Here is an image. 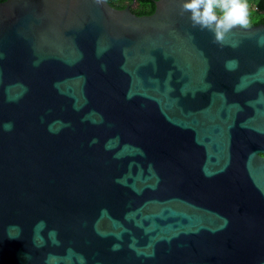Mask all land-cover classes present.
Segmentation results:
<instances>
[{"label":"water","instance_id":"obj_1","mask_svg":"<svg viewBox=\"0 0 264 264\" xmlns=\"http://www.w3.org/2000/svg\"><path fill=\"white\" fill-rule=\"evenodd\" d=\"M183 2H0V264H264V24Z\"/></svg>","mask_w":264,"mask_h":264},{"label":"clouds","instance_id":"obj_2","mask_svg":"<svg viewBox=\"0 0 264 264\" xmlns=\"http://www.w3.org/2000/svg\"><path fill=\"white\" fill-rule=\"evenodd\" d=\"M182 11L190 13L194 27L212 32L217 43L228 32L250 25L248 0H184Z\"/></svg>","mask_w":264,"mask_h":264},{"label":"trees","instance_id":"obj_3","mask_svg":"<svg viewBox=\"0 0 264 264\" xmlns=\"http://www.w3.org/2000/svg\"><path fill=\"white\" fill-rule=\"evenodd\" d=\"M6 0H0L4 2ZM111 6L117 9H124L134 0H107ZM138 6L132 9L133 13L138 16H146L154 13L156 1L158 0H136ZM249 6V27L264 24V0H248Z\"/></svg>","mask_w":264,"mask_h":264},{"label":"flooded vegetation","instance_id":"obj_4","mask_svg":"<svg viewBox=\"0 0 264 264\" xmlns=\"http://www.w3.org/2000/svg\"><path fill=\"white\" fill-rule=\"evenodd\" d=\"M127 6H132V9H135V8L138 6V4H134V3L132 2L131 4H129V5H127Z\"/></svg>","mask_w":264,"mask_h":264}]
</instances>
